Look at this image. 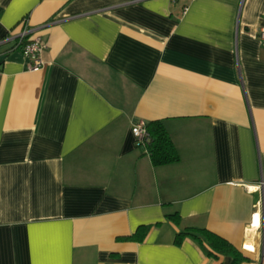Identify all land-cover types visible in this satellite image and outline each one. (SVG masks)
Wrapping results in <instances>:
<instances>
[{"label":"crops","instance_id":"0c3cea01","mask_svg":"<svg viewBox=\"0 0 264 264\" xmlns=\"http://www.w3.org/2000/svg\"><path fill=\"white\" fill-rule=\"evenodd\" d=\"M23 21L36 71L1 43ZM261 29L264 0H0V264H230L186 228L264 264ZM138 121L177 162L151 164Z\"/></svg>","mask_w":264,"mask_h":264},{"label":"trees","instance_id":"16d2710c","mask_svg":"<svg viewBox=\"0 0 264 264\" xmlns=\"http://www.w3.org/2000/svg\"><path fill=\"white\" fill-rule=\"evenodd\" d=\"M146 128L149 141L141 150L149 156L151 164L159 166L177 162L179 157L162 123L151 121L146 124ZM167 218L175 224H178L180 219L177 213L169 214ZM150 227V225H139L134 233L125 239L141 242L145 239ZM184 237L195 240L209 257L226 256L230 258V264L249 262L248 257L239 252L230 242L205 228H186L175 235L174 242L179 244Z\"/></svg>","mask_w":264,"mask_h":264},{"label":"built area","instance_id":"2783aa9c","mask_svg":"<svg viewBox=\"0 0 264 264\" xmlns=\"http://www.w3.org/2000/svg\"><path fill=\"white\" fill-rule=\"evenodd\" d=\"M259 38L264 43V29L259 31ZM13 42L10 49H18L23 56L28 60V67L32 71L39 70L43 65L42 53L45 49V43L41 36L37 33V28L29 25L26 21L22 22V28L17 34L7 33L1 40V43ZM131 133L135 138L137 147L143 148L149 141V135L146 128V123L138 121L132 124ZM258 188H264V182H260ZM262 204L259 202L258 211L252 215L251 227L260 228V207ZM256 216L258 219L256 221ZM250 245H243V248L247 251H254V247L249 248ZM250 249V250H249ZM253 249V250H251ZM262 250H264V241H262Z\"/></svg>","mask_w":264,"mask_h":264},{"label":"bare ground","instance_id":"6f19581e","mask_svg":"<svg viewBox=\"0 0 264 264\" xmlns=\"http://www.w3.org/2000/svg\"><path fill=\"white\" fill-rule=\"evenodd\" d=\"M256 218H258V216H256Z\"/></svg>","mask_w":264,"mask_h":264}]
</instances>
